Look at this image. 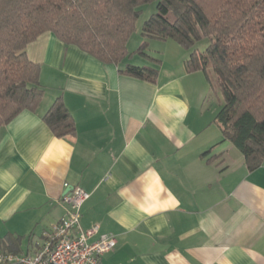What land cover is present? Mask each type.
I'll list each match as a JSON object with an SVG mask.
<instances>
[{
	"label": "crops",
	"instance_id": "crops-1",
	"mask_svg": "<svg viewBox=\"0 0 264 264\" xmlns=\"http://www.w3.org/2000/svg\"><path fill=\"white\" fill-rule=\"evenodd\" d=\"M143 39L159 65L136 51L102 64L49 32L26 47L44 96L0 129V252L35 254L79 187L89 195L80 225L97 227L90 242L116 240L99 264H264V160L248 171L213 123L214 71L187 73L172 40L159 56L148 52L157 40ZM126 65L156 68L157 78L120 74ZM58 97L75 124L62 139L42 121Z\"/></svg>",
	"mask_w": 264,
	"mask_h": 264
},
{
	"label": "trees",
	"instance_id": "trees-1",
	"mask_svg": "<svg viewBox=\"0 0 264 264\" xmlns=\"http://www.w3.org/2000/svg\"><path fill=\"white\" fill-rule=\"evenodd\" d=\"M156 1L158 12L144 23L142 36L172 40L191 51L187 73L201 71L207 77L214 71L222 106L213 123L242 154L248 171L259 168L264 160V0H0V129L23 111L35 112L44 96L40 66L26 56L30 43L49 32L102 64L119 66L131 56L127 44L140 8ZM204 39L209 44L198 52L194 47ZM146 48L144 42L136 53L159 65ZM119 73L154 83L158 70L126 65ZM42 121L55 138L75 135L61 97ZM5 239L10 248L20 242Z\"/></svg>",
	"mask_w": 264,
	"mask_h": 264
},
{
	"label": "built area",
	"instance_id": "built-area-1",
	"mask_svg": "<svg viewBox=\"0 0 264 264\" xmlns=\"http://www.w3.org/2000/svg\"><path fill=\"white\" fill-rule=\"evenodd\" d=\"M89 195L73 187L62 198L67 207L65 216L45 234L38 251L33 254L10 255L0 252V264H99L100 258L116 246L112 236L97 234V227L89 230L80 225V210Z\"/></svg>",
	"mask_w": 264,
	"mask_h": 264
},
{
	"label": "rangeland",
	"instance_id": "rangeland-1",
	"mask_svg": "<svg viewBox=\"0 0 264 264\" xmlns=\"http://www.w3.org/2000/svg\"><path fill=\"white\" fill-rule=\"evenodd\" d=\"M157 4H158V1H156L154 3H150V4H147V5H144V6H142L140 8L141 14H140L138 20L136 21L135 30H134V32H133V34H132V36H131V38H130V40L128 42V45H127L128 51L130 53H134L135 51H137V49L139 48V46L142 44V42L144 40L143 39V36H142V28H143V25L150 18L151 15H153V14H155V13L158 12ZM167 18L170 21H172L174 17H173L172 14H169L167 16ZM162 43H163V41L157 40V44L156 45L153 44L150 47V49H149L148 52H153V54H155V52H157L156 54L157 55L159 54V56H160V53H158L157 50L160 49ZM172 43H174L175 45H178L174 41ZM208 44H209L208 40L204 39V40L200 41L198 44H196V46L194 47V49H196L198 52H202L208 46ZM182 53L183 54L186 53L185 54V57H187V59H188L191 51H185V50H183ZM157 55H155L156 58H159V56H157ZM133 57H134L133 58V61L139 59L138 56H136L135 54H133Z\"/></svg>",
	"mask_w": 264,
	"mask_h": 264
},
{
	"label": "water",
	"instance_id": "water-1",
	"mask_svg": "<svg viewBox=\"0 0 264 264\" xmlns=\"http://www.w3.org/2000/svg\"><path fill=\"white\" fill-rule=\"evenodd\" d=\"M68 193V190L66 191V193L65 194H67Z\"/></svg>",
	"mask_w": 264,
	"mask_h": 264
}]
</instances>
